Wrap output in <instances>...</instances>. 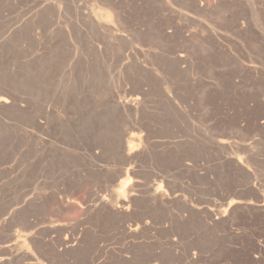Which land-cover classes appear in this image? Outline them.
I'll use <instances>...</instances> for the list:
<instances>
[{"label":"rangeland","instance_id":"374dc122","mask_svg":"<svg viewBox=\"0 0 264 264\" xmlns=\"http://www.w3.org/2000/svg\"><path fill=\"white\" fill-rule=\"evenodd\" d=\"M0 90V264H264V0H0Z\"/></svg>","mask_w":264,"mask_h":264},{"label":"bare ground","instance_id":"6f19581e","mask_svg":"<svg viewBox=\"0 0 264 264\" xmlns=\"http://www.w3.org/2000/svg\"><path fill=\"white\" fill-rule=\"evenodd\" d=\"M138 98H136L135 97V99H130V98H125V97H123V100H121V105H123V106H128L129 105V108H130V105H134V104H136V103H138L139 104V102H138ZM120 101V100H119ZM10 102H11V100L9 99V97H7V96H5L4 94H3V92H2V90H0V103L1 104H10ZM139 106V105H138ZM133 107V106H132ZM49 109V108H48ZM125 109V108H124ZM47 110V109H46ZM45 117V116H44ZM39 126V125H38ZM42 127V126H41ZM141 138V137H140ZM130 143V142H129ZM132 170V169H131ZM130 171V170H129ZM131 172V171H130ZM127 175H128V171H127ZM128 177H129V175H128ZM128 180V179H127ZM126 182V181H125ZM127 184V183H126ZM126 184H124L122 187H121V189L119 188V190L118 191H116L117 192V194H118V200H121V202L123 203V204H126L127 202H128V199L126 198V196H125V191L127 192V190H125L126 189ZM128 185V184H127ZM127 188H129V187H127ZM130 197V196H129ZM160 197V196H159ZM233 203V202H232ZM238 203V202H237ZM236 203V204H237ZM242 203V202H241ZM230 205V204H229ZM233 205V204H232ZM111 207V206H110ZM113 207V206H112ZM114 207L115 208H118V207H121V205L120 204H116V205H114ZM224 215V214H223ZM210 217V216H209ZM222 217V216H221ZM218 218V217H217ZM210 219V218H209ZM217 220V219H216ZM224 220V219H223ZM227 220V219H226ZM256 246V245H255ZM258 247V246H257ZM261 249V248H260Z\"/></svg>","mask_w":264,"mask_h":264}]
</instances>
